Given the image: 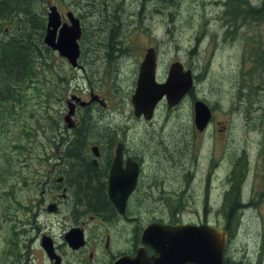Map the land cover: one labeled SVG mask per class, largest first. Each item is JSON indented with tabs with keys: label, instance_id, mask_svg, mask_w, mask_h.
I'll use <instances>...</instances> for the list:
<instances>
[{
	"label": "rangeland",
	"instance_id": "rangeland-1",
	"mask_svg": "<svg viewBox=\"0 0 264 264\" xmlns=\"http://www.w3.org/2000/svg\"><path fill=\"white\" fill-rule=\"evenodd\" d=\"M227 1L197 0V4L203 6L195 7L193 17L189 11L171 15L166 19L168 22L165 20V25L168 23L171 26L169 37H164L162 33L155 35L160 27L148 33L147 30L151 29V20L156 17L151 14L147 16L144 11V22L137 26L132 13L138 12L141 6L131 5L130 1L117 7L110 6V13H107L108 6L101 7L102 10L105 9L104 13L99 11V6H69V0H44L37 6L39 10L41 8L47 12L51 5H56L63 17L71 10L83 21L85 33L81 42L83 64L95 89L99 90L97 86H101L99 94L108 98L107 103L111 108L107 114L112 116H108L107 122L115 121L117 124L129 126L132 133L137 131L144 134L148 131L150 133L148 137L153 133L155 137H162L164 140L167 136L173 137L171 142H177L181 136L185 138L184 171H177L176 168H169L168 171V179L171 182L179 178L177 182L170 183V188L177 189L179 186L178 195L164 198V206L154 203L155 199L149 200L147 210L144 205L139 211V206L136 205L134 215L138 219L137 222L131 224L121 222L118 227L122 231L112 224L109 225L108 232L115 239L113 247L120 248V251L129 248L131 239L129 236L132 237L131 230L136 224L138 228L144 227L155 219H162L166 223L206 221L225 228L227 220L225 198L229 192L238 189L233 181L234 175H237L241 180L240 199L246 206L239 214L238 232L234 243L230 244L229 253L232 250L231 254L246 264H257L260 260L261 264H264V15L260 20L256 16L253 18L251 14L247 18L245 14L247 11H244L245 22L237 32L241 39L237 37L234 41L231 38L228 44L222 43L225 40L220 39L222 47L219 48L196 50L195 38L192 35L193 30H196L194 25L206 22L204 21L206 17L209 36H214L222 30L221 20L213 19L222 15L226 9L222 4ZM2 2L3 0H0V4ZM31 5L24 4L20 9L19 3L12 5L15 10L5 12L7 15H12L16 11L22 13L30 9ZM252 6L264 8V0H249V12ZM115 7L116 11L113 12L112 9ZM103 16L109 21H104ZM15 24L14 20L3 18L0 13V39L6 35V30L11 32ZM191 25L194 26L192 29ZM102 29L107 31L103 32ZM213 39L207 38L205 44L209 45ZM165 41H169L168 45L175 47L178 53L171 50L163 52L159 59L161 76H167L174 59L178 58L186 63L196 74L194 90L196 97L204 100L212 109V119L203 134L195 128L194 99L191 96L186 97L172 112L165 101L161 102L151 122L138 120L134 115L131 96L134 93L133 76L137 70L135 61H139L136 55L142 47L149 44L159 45ZM43 53L47 60L45 65L48 66L45 69L51 74L53 83L43 85L37 78L35 82L39 83L40 92H26L28 99L24 112L19 105L14 108L11 115L5 117L4 126L9 128L10 152L12 151L10 145L13 142L23 143L27 142V139L33 141L36 138L42 152L50 150L58 154L57 144L53 147L51 145L59 128L56 127L58 116L61 115L63 125V117L67 113V100L72 93L86 96L85 89L88 88V84L84 83L85 71L73 69L56 52ZM7 92L10 93L9 88ZM46 99L50 107L43 104ZM7 106L8 103L5 104L4 110ZM87 121L92 133L97 123ZM19 127L25 130L24 138L18 133ZM154 142L161 156L163 148L159 146L158 139ZM157 160L161 161L159 157ZM164 166L162 165L160 169H164ZM178 173L181 174L180 177ZM1 184L0 181V186ZM31 187L29 184L27 187L23 186L22 202L32 195ZM35 233L36 231L33 234ZM2 248L0 238V252ZM34 256L38 258L36 264H42V254L36 253L35 250ZM71 264H77L76 259H72Z\"/></svg>",
	"mask_w": 264,
	"mask_h": 264
},
{
	"label": "flooded vegetation",
	"instance_id": "flooded-vegetation-1",
	"mask_svg": "<svg viewBox=\"0 0 264 264\" xmlns=\"http://www.w3.org/2000/svg\"><path fill=\"white\" fill-rule=\"evenodd\" d=\"M127 1H130L131 5L141 6L138 12L132 13L137 26L144 22V11L147 16L151 14L156 17L152 18L151 29L147 30L148 33H152L160 27L155 35L158 36L162 33L161 35L164 37H169L168 33L171 31V26L168 23L167 26L165 25V20L169 19L171 15L189 11L193 17L195 7L203 6L197 4V0H69V6H99V11L104 13H106L105 9L102 10L101 7L108 6L107 13H110V6L117 7L119 4H126ZM116 7L112 9L113 12L116 11ZM204 10L208 12L205 7ZM69 12L72 11L69 10ZM104 16L103 20L107 21ZM216 18L220 19V17H215L213 20L216 21ZM204 21L208 23L207 17ZM206 22L202 21V23L194 25L196 30H193L192 35L195 38L196 49L219 48L222 47L220 39L225 40L222 43L228 44L231 38L233 40L234 37L241 38V36L235 35L239 25L235 27L234 24L227 21L221 25L222 30H219L214 36H209ZM81 24L84 32L83 21ZM194 26L191 25V28H188L192 29ZM102 30L103 32L107 31ZM13 35L11 32H7L0 39V43L11 42ZM31 37H28L29 42H31ZM209 37L214 39L207 45L205 43ZM168 43L169 41L159 45L150 44L142 47L138 52L136 56L139 61H135L137 70L136 75L133 76V92L141 63L146 54L145 51L149 48H153L156 55L158 81L167 78L168 72L166 77L165 75L161 76L159 59L164 54L163 52L168 50L178 53L175 47L169 46ZM33 44L35 47L34 62L37 63L40 60L41 48L40 40L35 36ZM82 57H84L83 53L80 58L81 67L79 70L85 71L84 83L88 84V88L85 89L86 96H82L80 93L76 96L83 101H91V98H95V100L86 106L75 103L74 128L60 129L55 132L52 143H50L52 147L57 144L58 154L52 153L50 150L42 152L36 138L33 141L27 139V142L23 143L13 142L10 145L12 151H9V128L4 126V120L11 112L13 113L16 106H21L22 95L20 93L23 90L19 85L14 88L19 95V99L15 102H9V92L3 90L2 100H0V181L2 183L0 186L2 189L0 190V238L3 244L0 252V264H36L38 258L34 256L35 250L36 253L42 254V264H71L72 259H76L77 264H113L120 256H135L137 248L141 245L140 234L143 227L139 233L137 224L133 227L132 237L129 236L132 239H130L129 248L120 251V248L113 247L115 239L108 232L109 225L112 224L122 231L118 227L121 222L128 224L137 222L138 219L134 215L136 205L139 206V211L144 205L147 210L149 200L155 199L154 203L157 202L164 206V198L178 195L179 186L177 189L170 188V183L177 182L179 178L171 182L168 179V171L169 168L184 171V136L178 137L177 142H171L173 137L167 136L164 140L162 137H155V133L148 137L150 135L148 131L144 134L137 131L132 133L129 126L117 124L115 121L114 123L107 122L108 116H112L107 114L111 108L107 103L108 98L101 97L99 94L101 86H97L99 90L95 89L94 83L92 84L88 77L89 72L85 70ZM174 62H181L185 69H190L178 58L174 59ZM72 95L73 93L70 96ZM6 103L9 106L4 110ZM10 105H12V109H10ZM85 119L95 121L97 126L93 127L92 133V129L89 127L90 131L84 141L77 143L78 130ZM18 133L24 138L25 130L22 127L18 128ZM157 139L159 146L163 148L162 157L158 154V147L156 148L154 142ZM118 155L120 161L114 170ZM158 157L162 162L157 160ZM162 165L167 168L164 166V169H160ZM86 167L95 172L93 176L91 175V186L93 191L99 193L103 199L102 206H89L83 200L78 199L81 190L71 177L76 168H80L79 172H81ZM136 169H138L137 182L134 190L128 196L126 214L121 216L109 197L111 175L114 170L117 176L114 181L119 180L116 185L118 189L116 195L123 196L126 189L131 187L127 181L132 180ZM178 176L180 177L181 174L178 173ZM27 184L32 186L30 188L32 195L22 202L21 191L23 186L27 187ZM234 208L235 206L233 209L231 207L233 211ZM232 210L231 212H233ZM76 228L83 231L85 239L84 246L79 249H73L66 240L67 233ZM56 230L61 232H56ZM229 230L231 232L232 228ZM34 231H36L35 234H33ZM233 237L234 235L231 233L229 242L234 240ZM45 242L51 244L52 256L45 249ZM144 248L149 258L157 257L152 248L146 245ZM96 252H100V254ZM228 262L229 264H246L233 253L229 256ZM150 264H154L153 261Z\"/></svg>",
	"mask_w": 264,
	"mask_h": 264
},
{
	"label": "water",
	"instance_id": "water-1",
	"mask_svg": "<svg viewBox=\"0 0 264 264\" xmlns=\"http://www.w3.org/2000/svg\"><path fill=\"white\" fill-rule=\"evenodd\" d=\"M71 25H62L61 16L56 7H51L48 13V23L44 43L60 56L66 58L73 67H77L80 56L78 41L82 36L79 20L67 15ZM181 66L173 65L169 77L164 84L155 80V58L149 52L142 63L136 93L132 98L137 117L145 116L147 120L153 117L157 103L167 97L169 106L177 105L191 90L193 80L191 72L183 74ZM78 101V99H75ZM85 105V103H81ZM195 109V124L203 131L211 119L210 108L202 101H197ZM74 105L69 106L65 122L69 128L74 126L72 116ZM116 172L111 175L110 200L119 213L125 214L127 197L115 196L113 182ZM135 184V179H133ZM133 188L129 189L130 193ZM127 193V194H128ZM66 240L73 249L84 245L83 234L80 230H73L66 235ZM141 243L151 246L158 257L148 258L144 248H139L135 257L123 256L114 264H225L224 252L227 244V232L218 226L209 224H163L152 223L142 232ZM45 249L52 256L53 250L50 243H44Z\"/></svg>",
	"mask_w": 264,
	"mask_h": 264
},
{
	"label": "trees",
	"instance_id": "trees-1",
	"mask_svg": "<svg viewBox=\"0 0 264 264\" xmlns=\"http://www.w3.org/2000/svg\"><path fill=\"white\" fill-rule=\"evenodd\" d=\"M235 1L237 0H231V7L233 13L237 17L245 12L242 10V3ZM40 2H42V0H3V2L0 4V13L2 14L3 18H10L16 23L12 30L14 32L12 41L9 43H0V100H2L3 90H7L9 88V102H15V100L17 101L19 99V95L15 92L14 88L16 85H19L21 89L24 90V93L23 91L20 93L21 95L23 94V98H21V100L26 104L28 99V95H26V92H28L27 88L32 82L35 81V79H37V77L40 79V82L43 85L53 83L51 74L47 73L46 69L48 66L46 67L45 65L47 60L45 54L43 53H47V51L51 50L47 48L43 42L46 25V10L42 11L41 8L40 10L38 9L37 6ZM19 3L20 7L18 8L20 9L22 6H24V4H27V6H30L31 4L32 5L30 9H27L22 13L15 12L12 15H7L5 11L15 10L16 8L12 7V5H17ZM245 14H251L252 17L256 16L258 19L264 15V9L252 8L250 12L248 11ZM29 36H32L31 42L28 41ZM34 36L40 40L41 48L40 60L37 63L33 62L35 53V47L33 44ZM18 40L20 42H18ZM48 97L49 94H47V98ZM43 104L47 107H50L48 99L43 101ZM61 124V115H59L56 121V127H59L57 131L61 129ZM88 125L89 122L86 119L81 123V126L78 130L77 143L84 141L85 136L88 135V131H90L88 128L91 127ZM87 168L88 167L83 168V171L81 172H79L80 168H76L74 174L71 177L76 181L81 190V194L79 195L78 199L83 200L84 203L89 206H102L103 199L100 197L99 193L93 191L94 189L91 186V175L93 176L95 172L92 170L90 171L88 170L89 168ZM238 182L239 181H237V183ZM238 196V190L229 192L226 196V225L228 222V225L230 226L232 218L235 217V208L234 211L232 209L238 203ZM231 210L233 212H231ZM225 229L227 230V227ZM233 232L234 230L231 231L232 234Z\"/></svg>",
	"mask_w": 264,
	"mask_h": 264
},
{
	"label": "bare ground",
	"instance_id": "bare-ground-1",
	"mask_svg": "<svg viewBox=\"0 0 264 264\" xmlns=\"http://www.w3.org/2000/svg\"><path fill=\"white\" fill-rule=\"evenodd\" d=\"M95 1V0H94ZM235 2H237V1H235ZM99 4V3H98ZM175 6V5H174ZM17 12V11H16ZM9 14V13H8ZM13 14V13H12ZM11 15V14H10ZM18 16V15H17ZM19 19V18H18ZM106 19V18H105ZM213 19V18H212ZM217 19V18H216ZM108 20V19H107ZM112 20H113V18H112ZM105 21V20H104ZM109 21V20H108ZM108 21H106V22H108ZM110 24V23H109ZM112 24V23H111ZM226 24V23H225ZM118 25V24H117ZM207 26V25H206ZM230 26V25H229ZM221 28V27H220ZM100 29V28H99ZM171 29V28H170ZM102 31V30H101ZM105 31V30H104ZM115 31V30H114ZM34 33V32H33ZM37 33V32H36ZM27 34V33H26ZM45 34H46V32H45ZM111 34V33H110ZM169 34V33H168ZM45 37V36H44ZM12 38V37H11ZM16 38V37H15ZM173 38V37H172ZM213 38V37H212ZM17 39H18V37H17ZM169 39V38H168ZM21 40V39H20ZM23 41V40H22ZM18 42H20L19 40H18ZM119 42V41H118ZM167 42V41H166ZM255 42V41H254ZM114 43V42H113ZM120 44V43H119ZM178 51V50H177ZM121 52V51H120ZM31 54V53H30ZM197 54V53H196ZM32 56H33V54H32ZM29 57V56H28ZM33 58V57H32ZM115 58V57H114ZM29 59V58H28ZM31 59V58H30ZM117 59V58H116ZM34 62V61H33ZM30 63V62H29ZM32 63V62H31ZM210 65V64H209ZM47 66V65H46ZM116 67V66H115ZM115 69V68H114ZM30 78V77H29ZM38 78V77H37ZM198 80V79H197ZM198 81H200V80H198ZM124 85V84H123ZM17 86V85H16ZM129 86V85H128ZM19 89V88H18ZM203 95V94H202ZM191 100H192V98H191ZM213 107V106H212ZM183 108V107H182ZM180 109V108H179ZM214 109V108H213ZM176 111V110H175ZM171 112H172V110H171ZM119 113V112H118ZM179 114H181V113H179ZM128 119V118H127ZM110 124V123H109ZM89 126V125H88ZM95 128V127H94ZM183 128V127H182ZM114 131V130H113ZM148 135V134H147ZM87 136V135H86ZM91 136V135H90ZM91 138V137H90ZM185 146V145H184ZM175 147V146H174ZM190 149V148H189ZM165 150V149H164ZM184 150V149H183ZM186 151V150H185ZM179 152V151H178ZM174 173V172H173ZM153 180V179H152ZM153 183V182H152ZM145 186V185H144ZM148 187V186H147ZM186 189V188H185ZM236 191V190H235ZM208 193V192H207ZM183 199V198H182ZM241 200V199H240ZM109 204V203H108ZM181 204V203H180ZM182 205V204H181ZM108 206V205H107ZM207 208V207H206ZM182 212V211H181ZM86 224V223H85Z\"/></svg>",
	"mask_w": 264,
	"mask_h": 264
}]
</instances>
